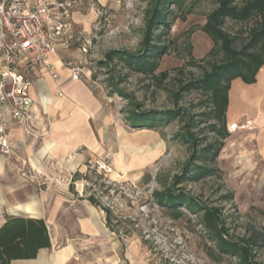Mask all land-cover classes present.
I'll return each mask as SVG.
<instances>
[{"label": "rangeland", "instance_id": "obj_1", "mask_svg": "<svg viewBox=\"0 0 264 264\" xmlns=\"http://www.w3.org/2000/svg\"><path fill=\"white\" fill-rule=\"evenodd\" d=\"M153 1L88 0L75 11L79 30L91 40V51L89 55L78 57L77 46L73 45L70 48L72 56L64 54L60 57L72 63L88 62L86 66L101 85L104 106L109 115L113 114L114 120L105 126L106 146L98 155L85 154L82 147L76 149V156L84 155V158L73 175H77L83 185V195H92L100 205L110 207L119 221L118 232L108 230L106 242L111 247L114 244L120 264H128L122 259L123 255L128 257L130 264H238L234 258L211 256L214 244L195 215L183 209V215L172 218L152 202V190L160 188L157 180L169 182L192 155L189 144L181 137L186 117L155 129L134 126L128 119L130 106L126 96L136 98L140 111L178 109L200 118L199 114L211 107L205 93H184L179 90V85L201 73L204 62L189 64L190 55L199 60L213 45L199 27L205 22L206 14L216 6V0H183L181 8L169 6L172 9L169 27L157 30L166 52L159 58L154 76L134 71L118 59L108 66L102 64L105 53L111 49L134 52L143 48L146 11ZM245 26L226 23L227 29L233 32ZM161 71H169L168 76L162 78ZM111 77L124 95L116 93V88L110 86ZM257 89L260 91L261 87ZM257 99L253 105L241 106L244 115L249 106L258 109L264 105V98ZM229 112L232 113L230 109ZM205 125L197 123L194 129ZM198 137L204 139L198 149L206 141L216 139L215 134L206 129ZM105 153L111 155L106 163L108 171L99 169L94 161ZM23 174L32 179L37 188H44L55 179L36 169L25 170ZM145 175L150 176L147 182L143 178ZM57 180L68 183V179L62 177ZM181 186L203 204L221 208L229 236H258L260 246L254 250V258L264 264V205L253 202L244 206L235 198L221 199L222 195L234 194V191L217 176Z\"/></svg>", "mask_w": 264, "mask_h": 264}, {"label": "crops", "instance_id": "obj_2", "mask_svg": "<svg viewBox=\"0 0 264 264\" xmlns=\"http://www.w3.org/2000/svg\"><path fill=\"white\" fill-rule=\"evenodd\" d=\"M75 11L72 19L79 30ZM70 48H60L59 56H72ZM77 56H81L79 52ZM86 69L93 77L90 68ZM56 72L57 77L45 69L36 72L30 87V116L24 124L7 120L12 148L7 155H0V226L13 215L41 218L50 238V247L40 249L36 257L14 259L10 264H120L114 244L111 247L106 242L109 231L104 212L100 213L83 195L84 187L73 175L84 155L76 156L74 152L75 159H67L78 147L91 155L103 151L105 126L114 116L104 106L102 91L92 88L86 77L72 79L69 70L59 63ZM262 98L264 66L253 83H245L239 77L231 80L226 124L249 122V126L229 131L217 166L223 182L244 206L253 202L264 205V105L258 109L249 106L245 115L241 110L242 105H253L255 99ZM29 169L55 179L44 188H37L23 174ZM61 177L68 183L57 180ZM122 259L130 264L127 256Z\"/></svg>", "mask_w": 264, "mask_h": 264}, {"label": "trees", "instance_id": "obj_3", "mask_svg": "<svg viewBox=\"0 0 264 264\" xmlns=\"http://www.w3.org/2000/svg\"><path fill=\"white\" fill-rule=\"evenodd\" d=\"M182 4L183 0H154L146 11L143 48L134 52L111 49L105 53L102 64L108 66L111 61L118 59L134 71L154 76L159 58L166 52V46L161 43L157 30L169 27L172 14L170 8H181ZM227 22L247 26L233 32L227 29ZM199 29L210 37L213 45L199 60L190 55L189 64L201 61L204 65L199 75L181 81L179 90L184 93H205L211 107L201 112L200 118L178 109L140 111V103L136 98L126 95L130 106L128 119L134 126L155 129L156 126H167L173 120L186 117L181 137L189 144L192 155L181 170L170 177L169 182L157 180L160 188L152 190V202L162 207L172 218L183 215V209L195 215L214 244L211 247L213 258L229 257L236 259L238 264H261L254 258V250L260 246L258 236H229L226 217L221 208L203 204L181 185L213 176L223 181L217 157L224 139L229 135L226 124L228 89L231 80L237 77L245 83L255 82L258 70L264 66V0H216V6L206 14L205 22ZM168 72L161 71V77L166 78ZM109 84L116 88V93L124 95L112 77ZM175 96L178 99L179 94ZM197 123L206 124V127L194 129ZM203 129L215 134L216 139L206 141L198 149L204 140L198 137ZM143 178L147 182L150 176L145 175ZM87 198L104 212L107 229L117 233L119 221L110 207L100 205L92 195ZM221 199L234 200V194L222 195ZM48 247L50 238L41 218L13 215L6 217L0 226V264H10L14 259L34 258L40 249Z\"/></svg>", "mask_w": 264, "mask_h": 264}, {"label": "built area", "instance_id": "obj_4", "mask_svg": "<svg viewBox=\"0 0 264 264\" xmlns=\"http://www.w3.org/2000/svg\"><path fill=\"white\" fill-rule=\"evenodd\" d=\"M88 0H0V155L12 148L7 120L24 124L30 116V87L40 69L57 77V63L69 70L74 80L83 76L94 89L101 85L88 74L86 63L65 61L58 54L63 47L77 46L82 56L89 55L91 40L73 22V12ZM101 13L100 10H97ZM244 124L230 123L228 131ZM110 153L96 158L99 169H107ZM93 161V162H94Z\"/></svg>", "mask_w": 264, "mask_h": 264}, {"label": "bare ground", "instance_id": "obj_5", "mask_svg": "<svg viewBox=\"0 0 264 264\" xmlns=\"http://www.w3.org/2000/svg\"><path fill=\"white\" fill-rule=\"evenodd\" d=\"M236 100V99H235ZM118 132V131H117ZM74 150L71 152V153H69L68 155H67V159H68V161H71V159H73V157L75 156V154H74ZM264 176V175H263ZM255 194V193H254Z\"/></svg>", "mask_w": 264, "mask_h": 264}]
</instances>
